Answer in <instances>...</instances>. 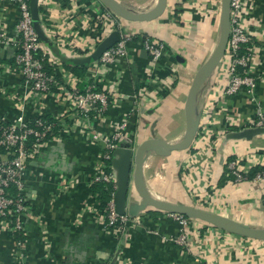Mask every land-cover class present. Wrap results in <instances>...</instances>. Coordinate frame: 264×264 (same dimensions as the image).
Returning a JSON list of instances; mask_svg holds the SVG:
<instances>
[{"label": "crops", "instance_id": "obj_1", "mask_svg": "<svg viewBox=\"0 0 264 264\" xmlns=\"http://www.w3.org/2000/svg\"><path fill=\"white\" fill-rule=\"evenodd\" d=\"M116 1L135 13L157 4V0ZM220 11V0H167L164 13L151 22H129L116 15L107 21L110 10L100 0H70L69 8L57 0L38 1L37 21L53 48L40 42L52 55L48 67L57 84L51 94L37 98L15 67V48L0 45V63L7 68L0 70V120L12 122L23 108L28 118L61 120V125L56 137L27 162L29 200L22 216L23 233L0 228V264H264V242L198 220L189 222L188 245L180 247L171 241L178 234L176 221L152 209L134 217L124 236L117 237L104 228L91 189L93 179L107 171L104 141L118 124L126 123L117 151L127 145L135 149L152 136L168 143L183 139L187 93L215 48ZM249 14L257 25L254 89L224 96L226 82L217 66L197 95L200 119L192 146L168 157L147 153L142 175L146 190L161 201L264 228V180L217 186L231 157L245 167L264 165V134L232 139L264 115V0H249ZM18 17L16 5L0 3L1 27L10 38L16 36ZM116 30L136 37L127 44V57L106 68L90 64L84 78L65 67L71 65L63 59L89 56ZM144 39L164 44L156 63L143 55ZM69 75L78 78L80 90L93 85L111 97L102 115L93 114L89 122L79 120L72 126L74 114L65 94L72 82ZM130 191L135 194L132 181Z\"/></svg>", "mask_w": 264, "mask_h": 264}, {"label": "built area", "instance_id": "obj_2", "mask_svg": "<svg viewBox=\"0 0 264 264\" xmlns=\"http://www.w3.org/2000/svg\"><path fill=\"white\" fill-rule=\"evenodd\" d=\"M2 2L16 5L19 17L15 24L16 36L14 38L7 36L1 27L0 20V45L15 48L13 62L18 73L32 94L37 98H44L51 94L57 81L45 69V64L52 62V55L42 45L34 30L29 7L30 0H0V3ZM113 15L115 14L111 11L107 13L106 20H111ZM116 31L119 34L118 42L103 52L95 62L101 68L113 65L117 59L128 55L127 44L131 39L122 36L118 30ZM256 31L257 25L249 14V0H231L228 41L223 58L218 64L221 66L226 82L222 89L224 96L235 95L242 89L251 92L256 85V78L251 74L253 59L256 55L253 44ZM95 48L93 47V50ZM143 49L147 52L150 62L156 63L164 53V44L144 39ZM0 70L6 71L7 68L0 63ZM69 77L72 82L65 94L71 103L74 114L72 126L79 120L89 122L93 114L102 115L107 110L111 97L104 92L97 91L93 85H90L86 90H80L77 86L78 78L72 75ZM60 121L41 117L28 118L24 114L23 108L12 122L0 120V148L5 152L0 160V228L7 232L23 233L22 216L28 208L29 200L25 184L27 162L40 148L56 137V132H59L61 125ZM125 125V122L118 124L114 132L105 139L103 162L107 171L93 179V184L104 182L113 186L114 193L104 209H101L100 216L104 228L117 237L124 236L128 226L134 220L127 213L118 214L114 201L117 184L112 160L115 158L118 143L125 136ZM249 128H264V115H259L257 119L251 120ZM227 166L229 175L233 177V181L230 182L232 184L264 180L263 163L259 165L263 170L257 172L252 180L247 178V173L251 168L241 166L239 159L232 160ZM169 215L179 226L178 234L171 241L186 248L191 219L179 214ZM22 258L23 254L20 253L19 259Z\"/></svg>", "mask_w": 264, "mask_h": 264}, {"label": "water", "instance_id": "obj_3", "mask_svg": "<svg viewBox=\"0 0 264 264\" xmlns=\"http://www.w3.org/2000/svg\"><path fill=\"white\" fill-rule=\"evenodd\" d=\"M38 1L30 0L29 7L33 21L34 30L39 40L50 46L47 37L37 21ZM104 6L116 16L129 22H151L159 18L165 11L167 0H157L153 10L135 13L122 7L116 0H100ZM231 0H220L221 11L219 18V36L215 48L203 65L196 72L185 101L186 129L183 139L178 143H168L163 140L151 137L140 143L137 148L127 145L120 150H116L115 158L112 160V167L116 171L117 188L114 195L115 208L118 214L127 213L130 217H137L143 212L151 210L167 213L179 214L191 220H198L223 232L236 235L242 238L264 242V228H254L246 224L236 222L225 216L209 211L198 209L189 205L173 204L161 201L149 195L145 188L142 167L146 154L153 152L161 157H168L173 152L188 150L195 138L199 128V116L196 114V99L202 85L210 78L219 62L223 58L224 51L229 36V7ZM119 40L117 31L112 32L102 40L89 55L81 59H63L71 66H88L98 61L102 53L115 45ZM147 56V52L143 51ZM179 57H177L178 59ZM264 134V128L246 129L232 135V139L250 140L253 136ZM135 194L130 191V183Z\"/></svg>", "mask_w": 264, "mask_h": 264}, {"label": "trees", "instance_id": "obj_4", "mask_svg": "<svg viewBox=\"0 0 264 264\" xmlns=\"http://www.w3.org/2000/svg\"><path fill=\"white\" fill-rule=\"evenodd\" d=\"M58 3L60 4V6L62 8H69L70 6V0H57ZM81 2H85L87 0H80ZM40 11H42L40 9ZM176 12H175V16H176ZM175 22H179L178 18H174ZM133 41L136 40V37L131 39ZM65 67H67V69L73 73L75 76L80 77V78H84L85 74H86V66H82V67H74V66H68L65 65ZM45 69L48 72V74H52L51 69L48 67V64H45ZM240 72H242V70H240ZM5 152L4 150H2L0 148V160L2 159V157L4 156ZM232 160H234L232 157L228 159L226 165H225V169L223 171L222 176L220 177L217 186L222 187L224 186L226 183L228 182H232L233 181V177L231 175H229V170H228V163L231 162ZM263 170L262 167L260 166H255L253 168H251L248 173H247V178L248 180H252L254 178V176L256 175L257 172ZM228 174V176H227ZM91 189L93 190V192L96 195L98 204L100 209H104V207L106 206V204L109 202V200L111 199L113 193H114V189L112 184L110 183H104V182H98L92 185ZM150 212V211H149ZM20 237L17 236V239H19ZM20 240V239H19Z\"/></svg>", "mask_w": 264, "mask_h": 264}, {"label": "bare ground", "instance_id": "obj_5", "mask_svg": "<svg viewBox=\"0 0 264 264\" xmlns=\"http://www.w3.org/2000/svg\"><path fill=\"white\" fill-rule=\"evenodd\" d=\"M154 9V8H153ZM153 9H151V10H153ZM150 10V11H151ZM149 193V192H148ZM149 195H151L150 193H149ZM153 198H155V199H158V197H156V196H153V195H151ZM254 228H257V227H254ZM262 228V227H261Z\"/></svg>", "mask_w": 264, "mask_h": 264}, {"label": "rangeland", "instance_id": "obj_6", "mask_svg": "<svg viewBox=\"0 0 264 264\" xmlns=\"http://www.w3.org/2000/svg\"><path fill=\"white\" fill-rule=\"evenodd\" d=\"M115 171V170H114ZM116 172V171H115ZM260 242V241H259Z\"/></svg>", "mask_w": 264, "mask_h": 264}]
</instances>
